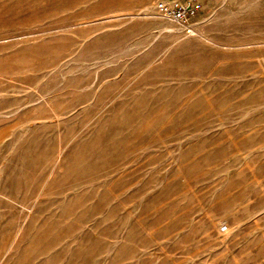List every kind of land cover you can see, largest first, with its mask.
Returning a JSON list of instances; mask_svg holds the SVG:
<instances>
[{"label":"rangeland","instance_id":"374dc122","mask_svg":"<svg viewBox=\"0 0 264 264\" xmlns=\"http://www.w3.org/2000/svg\"><path fill=\"white\" fill-rule=\"evenodd\" d=\"M158 1L0 0V264H264V0Z\"/></svg>","mask_w":264,"mask_h":264},{"label":"built area","instance_id":"2783aa9c","mask_svg":"<svg viewBox=\"0 0 264 264\" xmlns=\"http://www.w3.org/2000/svg\"><path fill=\"white\" fill-rule=\"evenodd\" d=\"M203 5L197 0H160L156 4L157 15L180 27L186 34L195 35ZM222 232L227 228L222 227Z\"/></svg>","mask_w":264,"mask_h":264},{"label":"crops","instance_id":"0c3cea01","mask_svg":"<svg viewBox=\"0 0 264 264\" xmlns=\"http://www.w3.org/2000/svg\"><path fill=\"white\" fill-rule=\"evenodd\" d=\"M208 1V0H207ZM209 1H212V0H209ZM199 2V1H198Z\"/></svg>","mask_w":264,"mask_h":264},{"label":"bare ground","instance_id":"6f19581e","mask_svg":"<svg viewBox=\"0 0 264 264\" xmlns=\"http://www.w3.org/2000/svg\"><path fill=\"white\" fill-rule=\"evenodd\" d=\"M54 170V169H53Z\"/></svg>","mask_w":264,"mask_h":264}]
</instances>
